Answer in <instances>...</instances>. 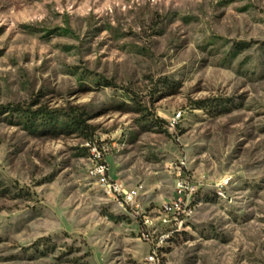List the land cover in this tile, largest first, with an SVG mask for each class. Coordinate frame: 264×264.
<instances>
[{
	"label": "rangeland",
	"instance_id": "1",
	"mask_svg": "<svg viewBox=\"0 0 264 264\" xmlns=\"http://www.w3.org/2000/svg\"><path fill=\"white\" fill-rule=\"evenodd\" d=\"M98 153L141 209L90 176ZM180 163L198 191L163 224ZM154 248L156 264H264V0H0V264Z\"/></svg>",
	"mask_w": 264,
	"mask_h": 264
},
{
	"label": "built area",
	"instance_id": "2",
	"mask_svg": "<svg viewBox=\"0 0 264 264\" xmlns=\"http://www.w3.org/2000/svg\"><path fill=\"white\" fill-rule=\"evenodd\" d=\"M183 164L175 165L172 167V171L175 176V197L173 200L166 203L165 206H161V211H166V219L158 220L163 224L170 223V217L175 220L185 211V202L188 200L190 194H193L198 191L197 180H194L191 176H188L183 171ZM90 176L95 180L96 183H99L101 187L108 188V197L117 202L120 206L130 207L138 211L141 209L140 204V190L141 187L129 188L124 185H120L118 181L112 179L110 175V168L106 163H103L102 156L100 153L97 154V165L93 171H89ZM225 184L219 186L224 187ZM155 220L149 216H145V227L146 230L142 234L144 238L148 241L151 238L150 230L154 233L157 231V224ZM158 261V249L154 248L152 253L148 258L150 264H156Z\"/></svg>",
	"mask_w": 264,
	"mask_h": 264
},
{
	"label": "trees",
	"instance_id": "3",
	"mask_svg": "<svg viewBox=\"0 0 264 264\" xmlns=\"http://www.w3.org/2000/svg\"><path fill=\"white\" fill-rule=\"evenodd\" d=\"M4 109L11 110V112L18 115L20 121H29L32 125H35L37 121L46 118L47 115L50 114V112H45V110L31 111L29 108L25 109L22 106H16V107L9 106Z\"/></svg>",
	"mask_w": 264,
	"mask_h": 264
},
{
	"label": "bare ground",
	"instance_id": "4",
	"mask_svg": "<svg viewBox=\"0 0 264 264\" xmlns=\"http://www.w3.org/2000/svg\"><path fill=\"white\" fill-rule=\"evenodd\" d=\"M104 188H106V190H107V192H108V188L107 187H104ZM220 192V191H219ZM164 214V213H163Z\"/></svg>",
	"mask_w": 264,
	"mask_h": 264
},
{
	"label": "crops",
	"instance_id": "5",
	"mask_svg": "<svg viewBox=\"0 0 264 264\" xmlns=\"http://www.w3.org/2000/svg\"><path fill=\"white\" fill-rule=\"evenodd\" d=\"M143 188V187H142Z\"/></svg>",
	"mask_w": 264,
	"mask_h": 264
}]
</instances>
